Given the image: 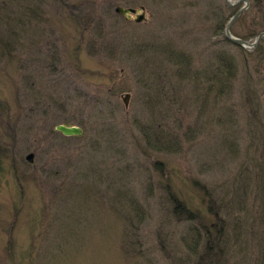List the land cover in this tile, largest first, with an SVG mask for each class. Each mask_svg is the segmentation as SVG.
Here are the masks:
<instances>
[{
	"label": "rangeland",
	"instance_id": "374dc122",
	"mask_svg": "<svg viewBox=\"0 0 264 264\" xmlns=\"http://www.w3.org/2000/svg\"><path fill=\"white\" fill-rule=\"evenodd\" d=\"M117 6L144 7L147 20H127ZM243 6L14 0L25 25L0 60V264H206L196 230L217 218L203 186L229 201L249 144L250 50L225 47V29L214 35L216 17H227L225 27ZM263 25L264 0H250L231 31L253 41ZM172 47L192 54L191 78ZM223 50L241 72L229 92L206 94L196 72ZM61 123L83 136L64 139ZM168 184L197 219L175 209ZM219 216L230 245L224 264H249L264 240L251 242L249 212L230 205Z\"/></svg>",
	"mask_w": 264,
	"mask_h": 264
},
{
	"label": "trees",
	"instance_id": "16d2710c",
	"mask_svg": "<svg viewBox=\"0 0 264 264\" xmlns=\"http://www.w3.org/2000/svg\"><path fill=\"white\" fill-rule=\"evenodd\" d=\"M13 2L14 0H0V23L4 22L5 32L3 35L0 34V46L1 44L6 46L4 51L0 53V60L4 59L7 54L10 57L12 49L9 50L10 44L16 45L17 37L22 35L24 31V11L11 7ZM39 9H41V4L31 8L32 17L38 18ZM216 18L218 23L215 25V36L219 33H217L218 30L225 29L223 22L227 17L224 18L220 14V17ZM92 20H95V18H92ZM262 30L264 31V28ZM223 32L225 47L229 44H234ZM258 33L253 32L251 36L256 37ZM147 38L144 37L145 41L143 42L153 45V40ZM237 46L242 51H245L243 47ZM169 49L176 57V60H178L176 61L177 64L180 63L179 70L183 79L185 77L191 78L190 75L193 72L192 54L186 53V47L180 49L172 47ZM245 66L249 74V76L247 75L249 82L246 84V93L249 95V144L247 145L248 149L245 151L246 165L244 164L238 172L239 174L233 183V192L229 201L224 202V199L219 198V195L213 189L202 185L204 187L203 200H205V204L208 207L207 210L217 218L215 223L213 222L212 224H209L211 222L200 223V225L202 224L201 228L196 230V234L200 238L198 243L200 241L204 244L203 254H200L199 258L202 260L206 259V264H224L228 259L230 245H228L227 238L224 235L226 233L224 231V221L219 215H221L223 210H227L230 205L237 207L239 211L249 212V237L251 242H255L257 239L261 241V238H264V99L261 92L264 90V39L261 40L257 49L249 51V63ZM240 69L241 66L234 56L229 51L223 50L216 54L214 61L206 68L199 69L196 75L207 82V85L203 87L206 94L217 91V93L222 95L231 90L232 79L238 78L241 72ZM62 137L64 139H72V137L63 135ZM5 151H7L5 144L0 142V159L1 156H5ZM158 169H162V167L159 166ZM167 186L168 193L172 195L169 184ZM205 189L209 191L206 192ZM172 196L175 202V209L185 215L186 218L193 221V219L199 217L195 211L185 206L184 201L181 202L177 197ZM248 204L249 209L247 207ZM220 219L221 221H219ZM258 228H262L263 233L261 236ZM242 234H244V231L241 226L238 235L242 237ZM203 235L204 237H202ZM257 246V253L251 257L249 264H264V240ZM198 264H201L200 260Z\"/></svg>",
	"mask_w": 264,
	"mask_h": 264
},
{
	"label": "water",
	"instance_id": "95a60500",
	"mask_svg": "<svg viewBox=\"0 0 264 264\" xmlns=\"http://www.w3.org/2000/svg\"><path fill=\"white\" fill-rule=\"evenodd\" d=\"M230 6H236L238 4L241 3H245V6H243L241 9H239V11H237V13L235 15H233L229 21L226 24L225 27V33L227 38L239 45L242 46L248 50H253L257 47V45L259 44V42L264 38V31L260 32L256 38L253 41L244 39L242 37H238L235 36L232 31H231V27L233 25V23L239 18V16L242 14V12L249 6L250 4V0H225ZM115 11L123 16H125V18L127 20L133 18L136 22H142L144 20H147V18L145 17V9L144 7H141L140 9H136L133 7H125V6H117L115 8ZM130 98V94H127L125 97V104L126 106L128 105V100ZM56 130L60 133H62L65 136L68 137H81L84 134V130L82 127L78 126V125H73L71 123H61L58 124L56 126ZM35 154L33 152L29 153L26 156V160L30 163V164H34L35 163Z\"/></svg>",
	"mask_w": 264,
	"mask_h": 264
}]
</instances>
